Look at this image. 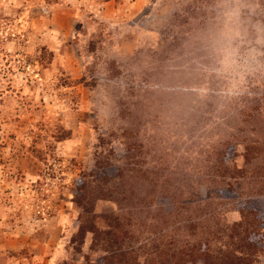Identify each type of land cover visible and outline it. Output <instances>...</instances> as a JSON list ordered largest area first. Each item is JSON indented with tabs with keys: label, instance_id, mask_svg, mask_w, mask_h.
<instances>
[{
	"label": "rangeland",
	"instance_id": "1",
	"mask_svg": "<svg viewBox=\"0 0 264 264\" xmlns=\"http://www.w3.org/2000/svg\"><path fill=\"white\" fill-rule=\"evenodd\" d=\"M215 2L0 0V264H264V67L174 70Z\"/></svg>",
	"mask_w": 264,
	"mask_h": 264
},
{
	"label": "clouds",
	"instance_id": "2",
	"mask_svg": "<svg viewBox=\"0 0 264 264\" xmlns=\"http://www.w3.org/2000/svg\"><path fill=\"white\" fill-rule=\"evenodd\" d=\"M244 0H216L215 21L204 35L202 44L208 63L198 57L187 63L178 61L177 72H199L222 79L230 93L258 68L264 67V24L253 23L245 15ZM253 33L255 39H252ZM259 46V47H257ZM175 91H194L186 84H177Z\"/></svg>",
	"mask_w": 264,
	"mask_h": 264
},
{
	"label": "trees",
	"instance_id": "3",
	"mask_svg": "<svg viewBox=\"0 0 264 264\" xmlns=\"http://www.w3.org/2000/svg\"><path fill=\"white\" fill-rule=\"evenodd\" d=\"M84 230H85V229H84ZM84 230H83V228H81V230H80V231H81V233H85L86 231L84 232Z\"/></svg>",
	"mask_w": 264,
	"mask_h": 264
}]
</instances>
